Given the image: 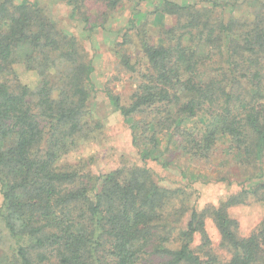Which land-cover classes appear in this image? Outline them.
<instances>
[{"label": "trees", "instance_id": "trees-1", "mask_svg": "<svg viewBox=\"0 0 264 264\" xmlns=\"http://www.w3.org/2000/svg\"><path fill=\"white\" fill-rule=\"evenodd\" d=\"M56 1L85 37L133 4L112 50L135 88L126 104L106 95L142 162L208 164L222 142L249 183L216 208L185 210V192L158 186L145 166L94 175L58 164L102 129L88 107L98 91L92 60L84 39L38 0H0V229L15 244L9 264H206L207 213L229 252L224 264H264V217L241 237L228 214L249 197L264 204V0H97L98 10ZM160 14L170 22L154 32ZM17 66L35 73L33 88Z\"/></svg>", "mask_w": 264, "mask_h": 264}, {"label": "rangeland", "instance_id": "rangeland-1", "mask_svg": "<svg viewBox=\"0 0 264 264\" xmlns=\"http://www.w3.org/2000/svg\"><path fill=\"white\" fill-rule=\"evenodd\" d=\"M33 1V0H32ZM45 8L46 13L59 26L83 38V47L91 58L94 72L93 81L97 92L89 101L90 118L99 121L102 129L94 139L82 143L77 149L65 155L58 164L79 166L85 172L94 175H104L123 165L145 166L153 174L158 186L168 189H182L185 192L184 208L206 209L207 206L216 208L228 196L247 188L246 173L240 171L232 162V156L227 154V143H220L214 153L213 159L208 164H185L178 162L171 167L163 168L158 163L148 160L142 162L137 150L131 144V135L122 117L115 111L108 100L107 93L117 95L122 103H127L134 91L133 77L119 64L118 57L113 52V42L121 39V35L127 29L128 20L133 12V4L124 2L117 9L114 16L106 26V30H96L93 36L85 37L81 31L82 25L69 20L70 8L62 1L38 0ZM182 2L183 0H174ZM89 8L100 9L97 0H87ZM149 3H141L140 11L151 9ZM152 15L147 19L152 20ZM169 19L163 15H156L152 31L157 32ZM109 30V31H108ZM129 33V32H128ZM127 33V34H128ZM117 39V40H116ZM117 48V47H115ZM118 50H127L125 46ZM133 51V47L128 48ZM20 80L33 88L36 85L35 73L25 71L17 66ZM2 196L0 193V205ZM188 208V209H187ZM177 209V208H176ZM169 213V212H168ZM229 217L238 222V233L241 237H247L252 233L264 217V204L249 197L243 205L228 209ZM205 229L209 238V246L200 252L201 259L206 264H224L229 258V252L222 244L220 236L214 226L212 218L206 215ZM0 264L12 262L14 242L7 238V234L0 229ZM198 236L194 238L193 246L202 245Z\"/></svg>", "mask_w": 264, "mask_h": 264}]
</instances>
